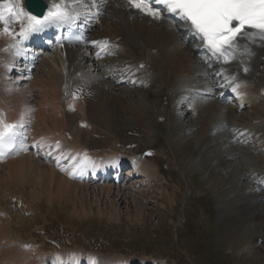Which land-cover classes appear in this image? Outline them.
<instances>
[{
    "label": "bare ground",
    "instance_id": "1",
    "mask_svg": "<svg viewBox=\"0 0 264 264\" xmlns=\"http://www.w3.org/2000/svg\"><path fill=\"white\" fill-rule=\"evenodd\" d=\"M44 1L50 7L55 1H60L68 6L73 14L88 11L86 7L88 0ZM9 7L13 9V12L14 9L23 11V19L27 16L23 10V0H0V11H3L5 16V20L0 22V120L6 124L14 120L26 128L29 136L33 139L32 143L35 149H39L43 157L49 161H54L57 158L52 156L56 152L70 155L73 151L87 149L86 145L80 143L77 138V140L75 139L74 131H70L71 123L75 117L78 121L72 128L80 129L79 122L84 130L99 127V129L104 128L106 131L115 134L125 132L130 129L127 124H123L130 121V117H125L126 113H131V118H134L137 123L143 124L141 125L143 128L146 125L148 127L146 119L151 116L155 106L150 111L149 105L146 107L131 98L130 93L134 89L128 86L117 87L111 80L106 79L107 73L102 70L100 63L91 59V54L87 48L66 47L62 52L65 56L64 60L58 55L53 58L40 57L37 65L33 68L32 76L23 74L22 68L14 63L13 58L9 59L11 53L7 51L8 43L13 39L10 33L13 26L9 25L11 22L7 19L12 14L7 11ZM97 10L102 20L95 26L97 30L94 31L92 38L107 37L110 42L120 47V50L117 51L120 54L123 53L126 59L119 61L116 70H119L123 64L132 63L145 73V82L150 87L143 94H147V104V98L151 96L166 97L171 107L177 104L176 108L173 107L177 111V115H175L177 117L184 114L180 108L181 100L176 98L180 85H182V90L185 89L184 83L196 85V79L191 78L201 75L204 76L206 84H209V88L212 89L213 83L210 80L211 77L208 76V70L205 67L202 69L203 66L199 64L201 63L200 59L191 46H185L181 33L169 29L168 22H156L137 13H128L119 4L113 2L106 3L101 9L98 6ZM12 15H14L13 21L16 20L18 24V17L15 14ZM191 63H193L192 66H190ZM257 64H255V73L248 75L247 81L235 87L236 91L233 93L236 95H234L233 101L235 104L243 103L244 105L247 104L248 108L250 107L252 116L254 113L255 118L252 117V120L248 121L252 124H247V122L243 127L259 134L261 137H253L255 139L254 144L263 143L264 146V132L260 128L264 127V99L261 98L263 94L261 90L264 88V60ZM232 68L237 69L242 77L238 66H232ZM162 69L166 70L165 78L161 74ZM11 74H15L14 77ZM179 82L181 84H178ZM199 90L194 88L184 103L186 107L191 105L194 113L189 132L195 136L201 135L196 137L197 142L201 141L203 137L207 140L206 144H209L214 138L213 144L217 145L219 150L222 149V159L228 162L223 164L222 169L230 170L236 167L237 173L241 171L239 178L234 175L233 183L237 181L235 185L238 189L232 190V198L235 197L236 200L242 202L238 203L239 206L242 205V207H238V211L246 229L242 227L244 232L241 233L250 237L254 232L252 229L255 221L252 216L254 213L252 205H255L253 196L257 195L254 194L256 193L255 189H264V174L259 178L262 186L256 188V183L250 185L249 178L255 170L250 172L249 167L245 166L247 161L244 162L245 158L242 155L246 152L238 151L220 135L214 136V133L211 136L209 133L214 129L213 125H216L217 121L232 122V118H236L239 122L238 120H242L244 114L238 117L232 110L233 108L219 101H214L215 98H209L207 88H200ZM258 107L259 109H257ZM254 110L257 111L256 114ZM169 113H171V109ZM170 116L175 119L171 121H178V117L175 118L173 114ZM255 119L258 123L254 121ZM240 124H236L234 129H239ZM130 126L132 127V124ZM252 131L251 136L254 135ZM36 140H40L45 145ZM54 140H58L59 144L55 145ZM68 148L71 150L68 151ZM109 149L112 150L107 152H91L89 150V153L97 155L96 158L101 157V161H88L85 165L92 164L91 170H108V165L112 164L113 161H124L125 157L117 153L120 150ZM105 154L109 155L105 157ZM85 156L93 157L87 152ZM131 156L130 161L134 170L132 176L145 175L146 181L153 180L154 174L151 170L153 164L137 159L134 154ZM262 156L264 157L263 153ZM70 167L71 163L59 165L61 170ZM74 170L78 171V168H74ZM231 170L233 171V169ZM154 173L156 175V172ZM250 180L254 181L253 178ZM104 182L96 185L94 182L86 184L69 180L66 175L55 170L50 163L48 164L38 157L34 158L32 153L11 156L0 162V264H61L63 261L69 264H80L82 261H84L83 264H161L152 259L126 261L122 257L116 258L114 262H101L91 254L80 255L82 252L48 255L49 253L35 249L28 241L24 240L25 238L19 236L21 233L18 234L14 231L13 226L18 225L17 222L24 218L21 212L31 210L32 206L40 202L43 196L52 205L53 198L54 202L58 203L64 198L74 199L79 190L84 192V190L93 189L94 194L98 192V194L106 196L113 191L119 194V191L122 190L117 185L105 184ZM251 190L253 191L248 192ZM17 203H20V212L17 211L13 216L9 210L13 209L14 211L17 208ZM256 237L259 236L256 235Z\"/></svg>",
    "mask_w": 264,
    "mask_h": 264
},
{
    "label": "rangeland",
    "instance_id": "2",
    "mask_svg": "<svg viewBox=\"0 0 264 264\" xmlns=\"http://www.w3.org/2000/svg\"><path fill=\"white\" fill-rule=\"evenodd\" d=\"M165 73L162 69L164 78ZM105 78L108 79L107 75ZM143 94L141 89L130 93L135 102L149 105L150 111L155 106L161 115L155 118L152 114L148 127L143 128V124L131 118V113H126L130 121L123 124L132 131L115 134L99 127L91 131L72 128L77 117L70 131H74L75 139L91 148H128L138 157L144 156L146 161L155 163L151 170L154 176L158 172L156 179L140 187L134 186L136 182L128 184L133 191L125 187L119 194L113 191L108 196L94 194L93 189L79 190L74 199L64 198L58 203L53 198L52 205L43 196L13 226L14 231L44 251L83 247L104 262L124 256L151 257L164 264H264V192L252 194V231L259 234V239L253 233L244 236L241 232L246 225L238 211L241 201L232 198V190L238 189L237 181L233 183L234 175L239 178L241 171L237 173L236 167H230L234 172L222 169L228 162L222 159V149L213 144L214 138L209 144L203 137L197 142L196 137L201 135L189 132L192 115L185 112L178 122L169 121L168 102L161 96H151L147 104V94ZM250 111H235L238 117L244 114L238 121L244 122ZM252 117L255 118L254 113ZM254 136L260 135L254 132ZM247 166L258 170L264 166V157H257L255 162L249 160ZM259 172L264 174V170ZM9 211L14 216L17 209Z\"/></svg>",
    "mask_w": 264,
    "mask_h": 264
},
{
    "label": "snow or ice",
    "instance_id": "3",
    "mask_svg": "<svg viewBox=\"0 0 264 264\" xmlns=\"http://www.w3.org/2000/svg\"><path fill=\"white\" fill-rule=\"evenodd\" d=\"M128 2L142 12L160 17V9L153 10L149 6L152 0ZM155 3L185 21L192 34L201 37L214 54L224 55L226 48L236 47L238 38L246 34L264 38V0H155ZM7 11L15 14L11 7ZM56 18L65 19L61 13H57ZM32 19L35 24L30 25L29 30L38 31L40 21L35 17ZM4 20V12L0 11V22ZM249 29L251 33L247 32ZM16 127L0 120V157L14 148Z\"/></svg>",
    "mask_w": 264,
    "mask_h": 264
},
{
    "label": "water",
    "instance_id": "4",
    "mask_svg": "<svg viewBox=\"0 0 264 264\" xmlns=\"http://www.w3.org/2000/svg\"><path fill=\"white\" fill-rule=\"evenodd\" d=\"M27 8L35 14H41L46 5L41 0H26Z\"/></svg>",
    "mask_w": 264,
    "mask_h": 264
}]
</instances>
